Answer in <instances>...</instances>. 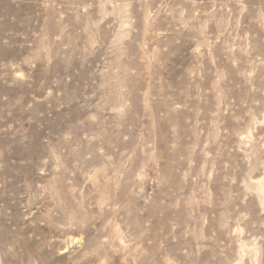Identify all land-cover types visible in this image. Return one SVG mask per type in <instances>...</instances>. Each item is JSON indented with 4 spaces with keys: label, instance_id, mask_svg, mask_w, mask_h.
<instances>
[{
    "label": "rangeland",
    "instance_id": "1",
    "mask_svg": "<svg viewBox=\"0 0 264 264\" xmlns=\"http://www.w3.org/2000/svg\"><path fill=\"white\" fill-rule=\"evenodd\" d=\"M0 264H264V0H0Z\"/></svg>",
    "mask_w": 264,
    "mask_h": 264
}]
</instances>
